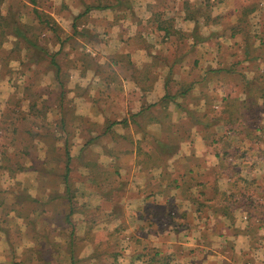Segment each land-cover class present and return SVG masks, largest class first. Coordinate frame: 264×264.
<instances>
[{
    "label": "crops",
    "instance_id": "1",
    "mask_svg": "<svg viewBox=\"0 0 264 264\" xmlns=\"http://www.w3.org/2000/svg\"><path fill=\"white\" fill-rule=\"evenodd\" d=\"M62 1L64 4L60 5V9L68 11L66 14L55 16L59 25L67 32L62 54L66 53L74 61L82 76L88 71L96 75V88L101 92L106 90L107 98L111 99L110 104L118 105L120 101L124 104L122 114L107 109L103 111L99 104H96L100 115L90 116L95 120L102 117V122L109 121L108 125L115 121H125L111 124L106 135L121 138L123 143L121 149L113 146L114 150H109L111 157L118 167L122 166L125 173L124 192L128 200L125 206L126 212L128 211L126 218L135 215L134 218L139 220L137 227L140 231L160 237L164 233L161 219L167 207L172 204L176 228L180 231L181 228L186 230L184 238L190 228L203 229L204 232H215L217 228H222L223 238L230 243L234 238L231 230L238 227L235 218L230 219L229 216L206 206L199 207L198 211L190 197L201 195L202 191L203 199L215 179L218 189L226 191L227 194L232 193L233 200L242 198L244 193L251 195L255 201L253 195L264 194V172L257 175V165L244 160L246 157L238 161V146L234 145L235 133L227 132L224 126L219 125L217 138L223 140L225 145L221 142L209 145L200 131L193 127L189 137L180 143L179 151L167 161L161 162L157 155V142L165 141L162 140L160 124L151 122L137 127L133 120L144 118L145 114L135 113L144 105L159 102L165 94V77L168 74V66L173 62L174 82L171 86L179 87L184 81L193 82L191 94L186 98L176 97L168 105L170 118L174 122L184 121L188 117L185 108L177 103L185 102L188 107L197 111L204 110V101L194 103L193 99L202 89L215 90L219 94L220 97L216 98L214 106L220 105L221 97L229 89L243 100L245 97L240 91L243 86L241 81L236 85L227 78L241 72L247 79L259 78L261 75L264 79V20L260 17L255 20L258 31L253 29L252 22L255 11L261 8V4H256V0H215L209 5L202 2L203 0H189L188 4L183 2L184 0H113L106 3ZM71 41L74 42L70 44ZM67 42L70 47H66ZM82 52H87V55L94 58L96 67L103 66L105 68L101 69L109 73L114 71L118 79L115 77L113 81L106 83L96 68L82 66L79 60ZM121 55L125 59L123 63ZM153 59L155 62H152ZM227 65L236 66L233 75L227 71ZM217 66L222 67L217 76L204 82L198 81L200 76L205 77L207 70L217 69ZM148 70L154 74L150 82L140 79ZM112 89H117L113 95L110 93ZM258 101L264 106V98ZM152 111L156 113L154 109ZM173 111L177 113L176 118ZM256 120L264 122V113H261L260 117L257 116ZM117 127L122 128L121 132ZM259 131V128L255 131L257 135H261ZM97 133L98 131H93L91 135L95 136ZM115 140L114 145L117 144ZM184 142L189 146L187 152L181 146ZM215 148L219 153L214 152ZM256 148L259 149V144ZM223 152L232 154L233 161L227 168L222 169L221 176L215 178L214 170L220 165ZM235 172H238L240 177L237 181L233 178ZM190 175H193L194 179L189 178ZM137 176L139 183L133 185L132 181ZM223 180L227 182L226 188L221 187ZM170 184L171 187L167 188ZM135 202L139 205H134ZM231 215L237 217L235 210ZM242 219L244 226L247 223L244 211ZM260 230L264 232V227H260ZM238 236L243 240L248 238L249 242L244 244L247 247H244L249 248V236ZM233 243L234 240L230 247ZM258 243L260 248H264V237H261ZM2 255L0 251V264ZM256 261L241 254L233 259L224 257L220 264H255Z\"/></svg>",
    "mask_w": 264,
    "mask_h": 264
},
{
    "label": "rangeland",
    "instance_id": "2",
    "mask_svg": "<svg viewBox=\"0 0 264 264\" xmlns=\"http://www.w3.org/2000/svg\"><path fill=\"white\" fill-rule=\"evenodd\" d=\"M84 1L106 3L113 0ZM183 2L188 4L189 0ZM209 2L213 3L215 0ZM61 4H64L62 0H34V2L32 0H0V203L3 204L0 210L2 219H0L4 228L10 231L11 238L19 242V245L15 246V252L20 255L23 248L31 243H28L25 237L23 239L16 237L18 234L13 228L23 230L27 224L22 216L16 215V211L11 206H15L17 200L25 196H46V193L51 190L62 192L61 182L66 153H69V180L75 193L72 197L74 207L72 222L66 224V230L69 232L73 227L75 236L79 238L75 245L77 263L145 264L148 257L143 254V249L147 246L159 248L162 254L171 259V264H220V260L224 257L233 259L241 254L249 260H257L255 264L264 262V248L258 245V240L261 238H256L249 248L244 245L249 242L248 238L244 241L241 236H238L243 235L242 233L232 235L234 238L231 240H234V243L230 247L232 241L226 242L222 228H217L215 232L190 228L187 231V237L184 238L183 234L186 230L181 228L180 231L176 228L175 219L171 218L173 215L169 218L166 213L161 219L164 233L160 237H155L152 233L146 234L140 231L137 227L139 220L134 218L135 215L126 218L128 211L126 212L125 206L128 200L124 192L125 173L122 166L118 167L116 161L104 149L106 147L114 150L113 146L121 149L123 145L121 138L100 135L85 147L84 153L80 151V148L92 136L86 132L85 128H93L94 131L100 132L109 123V121L102 122V117L95 120L90 116L100 115L96 104H99L103 111L107 109L120 114L123 112L124 104L121 101L118 105L110 104L111 99L107 98L106 90L103 89L101 92L96 88V75L88 71L82 76L68 56L59 54L55 58L61 66V71L56 74V67L51 63L50 56L55 54L60 44L64 47L67 33L55 18L58 14H66L68 11L61 10ZM256 4H261V8L255 11L252 22L253 29L258 31L254 22L259 17L264 20V0H256ZM39 15L44 18L48 16L54 18L59 27L57 26L55 31L48 29V26L40 21ZM14 28L21 30L25 37L16 35ZM57 32L63 42L57 39ZM73 42L71 41L70 44ZM68 44L69 42L66 47H70ZM238 79L239 75H234L229 78V82H235ZM57 80L63 83L64 94H59L62 89L58 87ZM213 91L218 95L216 98H219V94ZM116 92L117 89L110 91L112 95ZM60 101L65 103V106L61 104L62 108L59 107ZM61 112L68 115L69 120L65 126H61L58 122ZM261 113H264V109H257L251 112L250 117V112L245 111V115L250 120L254 117L253 115L258 116ZM173 115L174 118L177 117L176 111H173ZM72 116L74 118L80 116L81 119L75 121L74 118H70ZM258 123L263 126L259 131L261 135H257L258 133L254 130ZM80 125L83 131L78 132L75 127ZM248 125L253 128L252 132L254 131L251 138L245 135V129L242 130V134L232 131L235 133L234 145L238 146L237 159L239 161L246 157L244 160L257 165V175L263 174L264 154L261 151H264V122L255 120ZM217 128L220 127L217 126ZM117 129L121 132L122 128L117 127ZM66 130L69 131L68 134ZM220 142L225 145L223 140ZM253 143L259 144V149L256 148L257 144L252 145ZM181 146L185 152L188 151L187 142L182 143ZM86 160L95 166L87 168L82 165V162ZM33 162L35 165H32ZM29 166H34V169H22ZM116 168L118 173L114 171ZM41 172L49 175L43 182L45 185L48 183L43 190L45 194H41L42 190L39 188L40 179L43 177L40 175ZM92 177L95 182H90ZM137 183H139L138 176L132 181L133 185ZM226 186V180L221 181V187L226 188ZM253 196L256 200L264 198L262 193ZM239 199L244 202L242 198ZM23 202L20 209L30 211L33 204L26 200ZM136 204L139 205L135 202L134 205ZM34 207L42 208L36 204ZM10 208L13 212L9 210ZM48 209L51 216L64 214L69 210V204L66 199L59 197L51 202ZM235 213L237 214V217H234L235 224L240 227L245 223L242 219L243 209L238 207ZM36 220L35 226L31 227L37 232L36 235L40 236L43 234L40 231L42 220ZM48 222L45 220V223ZM58 224L61 223L56 219L49 224V227L58 230ZM234 232L231 230L232 234ZM260 233L264 235L262 230ZM4 235L6 234L0 233V249H2L0 251L5 256L8 255V247ZM36 240L40 250L39 255H43L44 260L49 259L42 248L41 238L37 237ZM50 259L57 260L52 255ZM60 261L70 264L69 259L65 257H62Z\"/></svg>",
    "mask_w": 264,
    "mask_h": 264
},
{
    "label": "trees",
    "instance_id": "3",
    "mask_svg": "<svg viewBox=\"0 0 264 264\" xmlns=\"http://www.w3.org/2000/svg\"><path fill=\"white\" fill-rule=\"evenodd\" d=\"M34 2V0H32ZM84 1V0H83ZM210 0H203L202 2H205L207 5L210 4ZM85 2V1H84ZM187 3V2H185ZM39 19L42 23H45L46 26H48V29L55 31L57 29V26L59 25L56 23V20L50 16L47 18H44L39 15ZM15 34L21 37H25V34L21 32L18 28H14ZM59 32H57V39L60 40V36L58 35ZM61 41V40H60ZM66 41V39H65ZM63 42V41H61ZM1 44V43H0ZM75 48V47H74ZM64 55L67 56V54H62V44H60V47L58 50H56L55 54L50 56L51 63L56 67V74H58L61 71L60 63L58 64L55 60L58 55ZM88 53L82 52L79 56V60L81 62L82 66H88V68H93L101 73L99 74L107 83V81H113L112 79H118V75L113 72H108L107 70H102L101 67H96L97 62H95L94 58L90 55H87ZM122 60L121 62H124V57L121 55ZM72 62H74L72 60ZM152 62H155V59H153ZM76 65V64H75ZM96 65V66H95ZM222 66V64H221ZM216 67L217 69H209L207 70V73L205 77L200 76L198 81H207L208 79L213 78V76H217L218 71L222 67ZM227 71L231 74L234 73L233 70L236 68L234 65H227L225 66ZM105 68V67H103ZM175 69L174 62L171 63V65L168 66V74L165 77V94L162 96V98L159 100V102L151 103L148 105H144L141 107V109L136 112L135 114H145V117H138V119H134L133 123L135 126H144L151 122H157L160 124L161 130L163 132L162 140H164V143L157 142V145L159 146V153L158 159L161 160V162L167 161L170 157L175 155L179 151V145L182 141L186 140L189 137L190 131L193 127H196L200 131V133L203 136V139L206 141L209 145H217L219 144L220 139L217 138L218 131L217 126L222 125L226 128L227 131H236L239 134H242V130L245 129V135L249 138L252 137V130L253 128H250L248 124H252L256 120V115H253L254 117L252 120L247 118L245 115V111L250 112L249 116L251 117V112L257 111V109H264V106H262L261 103H259L258 99L264 98V79L262 75L259 78H252L247 79L246 75L242 74L241 72H238L237 75H239V79L235 81L236 85L242 83L241 93L244 95V99H240L239 95L233 94L234 91L229 89L225 95L221 97L220 105L214 106V101L216 100V95L211 91H208L206 89L199 90L197 94L194 95L195 101L194 103L199 102L200 100L204 101V110L203 111H197L194 108L188 107L187 103L181 102L180 104L177 103V105L182 106L185 108V111L188 114V117L184 121L174 122L170 118V111L168 109V105L170 102H172L176 97H182L186 98L187 95L191 94L192 87L191 85L193 82L184 81L182 85H178L179 87H172L171 83L173 71ZM83 73V72H82ZM233 75V74H232ZM235 75V74H234ZM233 75V76H234ZM154 77V74L151 73L150 70L143 73L142 76H140V79H146L150 80ZM229 80V78H227ZM57 85L62 89L60 91V95L64 94L63 91V83L60 80H57ZM150 82V81H149ZM63 96V95H62ZM60 100L62 98L60 97ZM65 106V103L63 101H60V108ZM152 109L156 111V113H153ZM64 111L66 109L64 108ZM260 117V114L258 115ZM74 118V116L70 117ZM142 118V119H140ZM80 116H76L73 120L77 121L80 120ZM154 119V120H152ZM68 115L65 112H61L60 118L58 122L61 124V126H65V123L68 121ZM113 123H125V121H115ZM111 122V124H113ZM109 124V123H108ZM106 124L104 128L100 132L97 133L95 136H91L80 148V151L82 153L85 152V147L87 145H90L94 140L99 137L100 135L104 136L106 135L107 129L110 127V125ZM263 126L259 123L257 124V127L254 128V130H257L258 128L261 130ZM76 131H83L82 125L75 127ZM86 132L92 133L94 131L93 128H85ZM64 130L62 129V132ZM96 131V130H95ZM66 134H68L69 131H65ZM72 133V131H71ZM259 137V136H258ZM66 146V141L64 142ZM138 145H141L138 143ZM68 146V144H67ZM140 148V146H138ZM105 152H110V150L106 147H104ZM66 152H68V149H66ZM216 153H219L216 148ZM262 154H264V151H261ZM107 154H111L107 153ZM234 155V154H233ZM232 154H228L227 152H223V154L220 156V165L214 170V177L217 178L223 174L222 169L227 168L229 165H231V161H233ZM232 158V159H231ZM188 159V157H187ZM196 158H194L195 160ZM189 160V159H188ZM45 164V161H43ZM145 163V161H143ZM32 165H35L34 162ZM82 165H85V167H94L95 164L92 162H88L87 160L85 162H82ZM99 166V165H98ZM34 169V166L22 168V169ZM116 173H118V169L116 168L114 170ZM39 172V171H37ZM70 156L69 153H66V161H65V167H64V173H63V190L62 192H56L55 190H51L46 193V196H25V198H19L15 204V206H11L15 211L17 216H22V218L25 220L26 224L25 228L21 230L20 228L17 230V228H13L14 232H16V237L23 239V237L26 238V240L31 243V245L25 246L20 255H18L15 251V246L19 245L18 241H15V238L12 239L10 236V231H8L3 226L2 222V216L0 213V233L6 234L4 235L7 242V253L8 255L4 254L2 255V264H65L64 262L60 261L62 257L68 258L70 264H79L77 263L76 257V243L78 242V237L75 236V232L73 227L69 232L66 230V224H71V216L73 214V205H72V197L73 193H75V189L73 191L72 185L70 184ZM238 172L234 173L233 178L235 181H237L240 177L237 174ZM165 174L167 175L168 173ZM42 179H40V185L39 188L41 191V194L44 193L43 190L46 189V186L43 182L46 181V177L49 175L45 172L40 173ZM91 178L90 182H95ZM189 178L194 179L193 175H190ZM172 180V179H171ZM176 178L173 179L175 181ZM216 180V179H215ZM215 180L213 184L208 188L209 191L205 193V197L202 199V191H200V194H197L196 197H190L193 200V204L196 206V209L199 211V207H209L211 210H215L219 213H222L223 215H227L230 217V219H233L234 217L231 215V212H234L235 209L238 207L242 208L243 211L246 213L247 216V223L242 227H234L232 228L233 235L238 234H246L250 238V243L252 244L253 241L256 238L264 237V235L259 234L260 227H264V198L261 200H252V198L249 195L243 194L242 195V201L240 199H232V193L227 194L226 191L218 189L217 185L215 184ZM170 181V180H169ZM194 181V180H193ZM173 183V182H172ZM176 187H179L178 185H173ZM170 185H167V188H170ZM45 194V193H44ZM28 195V194H27ZM63 198L66 199L69 204V210L65 212L64 214L59 215H49V206L53 200H56L57 198ZM263 197V196H261ZM189 198V199H190ZM24 200L26 202H31L33 204V207L30 211H25L22 208L20 209V206L24 204ZM22 202V203H21ZM34 204L42 206L41 209H35ZM19 205V206H18ZM44 206V207H43ZM46 206V207H45ZM3 208V204L0 203V210ZM13 209H9L11 212H13ZM22 210V211H21ZM167 217H171L172 219L175 218V212L173 210V206L167 207L166 211ZM31 215V216H30ZM164 215V214H163ZM32 217V218H31ZM36 219H41L42 225L40 228V231L43 233L40 236H37V232H35L34 228L31 226H35ZM59 221L61 224H58L59 229L55 230L54 228H50L49 224L53 221ZM45 220L49 221L48 223H45ZM258 232V233H257ZM257 233V235H256ZM56 234L58 236H56ZM261 235V236H260ZM37 237L41 238V241L43 243L42 248L46 251L47 257L49 259L44 260L43 255L40 254V250L38 249V244L36 243ZM60 239H57L59 238ZM82 239V238H81ZM143 254L147 256V260L145 261V264H171V259H169L166 255L162 254V251L159 248L156 247H144ZM51 255L53 258L57 260L50 259Z\"/></svg>",
    "mask_w": 264,
    "mask_h": 264
}]
</instances>
